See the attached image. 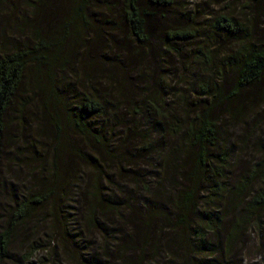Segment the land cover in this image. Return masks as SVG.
<instances>
[{"label":"trees","instance_id":"obj_1","mask_svg":"<svg viewBox=\"0 0 264 264\" xmlns=\"http://www.w3.org/2000/svg\"><path fill=\"white\" fill-rule=\"evenodd\" d=\"M10 1L32 13L33 46L0 57V144L32 67L56 135L49 184L10 213L0 263L36 208L49 212L71 264H233L264 245V0L201 22L180 0ZM186 49L177 88L170 55ZM249 122L259 152L236 171L230 131ZM127 214L108 233L104 223ZM98 233L105 246H90Z\"/></svg>","mask_w":264,"mask_h":264},{"label":"rangeland","instance_id":"obj_2","mask_svg":"<svg viewBox=\"0 0 264 264\" xmlns=\"http://www.w3.org/2000/svg\"><path fill=\"white\" fill-rule=\"evenodd\" d=\"M179 3L188 12L191 11L192 15H196L199 22L203 21L200 16L204 13L215 15L226 11L237 16L242 11L241 0H180ZM17 9L23 10L24 8L18 6ZM176 13L177 11H174L168 15ZM24 14L25 17L14 11L10 0H0V57L14 51L18 46H33L32 28L25 22V20L33 21V15L27 10ZM261 19L264 20V18ZM41 26L44 27L45 32L53 31L49 30L45 23H41ZM190 53V49H186L181 57L170 55V63L176 65L179 70L177 76L170 78L172 85L177 88H181L188 78V73L180 63L181 61L190 63ZM45 68L47 70V67ZM171 70L172 68L168 67L166 71ZM70 71L67 68V75ZM143 72L144 68H141L140 73L143 74ZM152 73L157 78L163 76L160 64L153 62ZM46 74L47 72L45 76ZM33 75L34 68L32 67L28 75L31 83H26L22 88L18 99L9 111L7 129L0 144V231L4 228L5 222L11 218L12 211L44 191V187L49 184L47 181L53 167L56 131L50 114H53L54 110L50 104H44L41 95L34 88ZM68 78L71 79V76ZM189 78L193 80L195 76L190 75ZM144 82L150 83L148 78ZM262 124L264 125V122ZM232 128L230 135L232 144L236 147L237 157L235 159L240 157L236 171H240L245 167L246 162L256 156V152H259L249 145L248 136H252L255 126L249 122L244 126H232ZM244 146L249 150L242 151ZM80 180L83 181L84 177H80ZM84 186H86L85 183L79 188ZM84 201L85 198L82 195L79 202L75 199V205L79 206ZM32 214L16 229L9 261L0 264H71L69 257L65 254L69 246L57 240L55 226L49 217V212L36 208ZM127 217L129 214L125 215L124 220L117 218L114 221L116 226H113L112 222H105L104 224L109 227L108 233L120 230L123 225H126ZM97 235L87 234L89 245H97V248L105 246L104 236L99 233ZM263 251L264 245L256 240L233 264H264Z\"/></svg>","mask_w":264,"mask_h":264}]
</instances>
